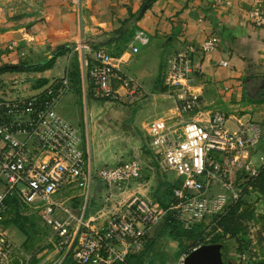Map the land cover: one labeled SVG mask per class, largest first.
I'll return each mask as SVG.
<instances>
[{
	"label": "crops",
	"instance_id": "crops-1",
	"mask_svg": "<svg viewBox=\"0 0 264 264\" xmlns=\"http://www.w3.org/2000/svg\"><path fill=\"white\" fill-rule=\"evenodd\" d=\"M258 4L264 6V0H0V65L31 57L27 66L33 67L62 46L67 48L45 70L18 66L2 73L0 79L21 82L6 91L0 86V97L41 93L74 69L71 46L86 41L114 50L119 74L129 82H115L119 99L99 98L79 60L80 82L73 81L60 98L58 111L80 131L82 147L94 166H114L129 158L151 163L147 142L160 123L206 124L213 113L224 112L233 131L253 122L264 130V27L252 18ZM122 34L124 44L118 40ZM211 36L218 37L219 45L201 56L202 76L191 87L202 106L185 113L176 94L163 85L161 73L175 53L199 47ZM33 77L47 83H34ZM250 153L254 162L261 161L264 134ZM164 181L150 167L140 181L121 191L96 180L87 204L80 191L63 197L87 218L99 216L102 222L136 195L156 197ZM13 214L11 209L4 227L14 242L21 230L10 222ZM169 238L179 256V242Z\"/></svg>",
	"mask_w": 264,
	"mask_h": 264
},
{
	"label": "built area",
	"instance_id": "built-area-1",
	"mask_svg": "<svg viewBox=\"0 0 264 264\" xmlns=\"http://www.w3.org/2000/svg\"><path fill=\"white\" fill-rule=\"evenodd\" d=\"M252 18L264 27V6L256 5ZM218 45V37L211 36L199 47L181 50L161 73L163 85L176 94L185 113L202 106L191 87L202 76L201 56ZM71 50L85 67L96 96L119 99L115 82L120 80L126 86L129 82L119 74L116 56L105 46L86 41L76 42ZM139 51L134 46V53ZM56 85L60 88L53 94L52 86ZM70 86L66 75L37 95L0 97V264H5L16 249L3 226L9 197L17 196L29 204L40 202L44 222L63 254L57 264H66L69 259L75 264H121L144 249L149 231L171 213L191 228L237 204L243 196L241 186L249 177L258 176L264 166V155L255 163L250 153L263 137L261 124L253 122L233 131L224 112L213 113L206 124L160 123L147 142L149 164L129 158L114 166H94L82 147L80 131L58 111L60 98ZM150 167L163 180L169 173L175 174L180 184L167 204L157 197L136 195L100 222L99 216L87 218L63 197L65 192L80 191L87 204L96 180L121 191L140 181ZM237 172L243 182L237 180ZM202 245L180 251L175 264H187L190 253Z\"/></svg>",
	"mask_w": 264,
	"mask_h": 264
},
{
	"label": "rangeland",
	"instance_id": "rangeland-1",
	"mask_svg": "<svg viewBox=\"0 0 264 264\" xmlns=\"http://www.w3.org/2000/svg\"><path fill=\"white\" fill-rule=\"evenodd\" d=\"M124 37H119L118 40L123 43L125 40ZM109 51L115 53L112 49H109ZM25 53L22 56H24ZM76 60L79 63L77 54L74 58V61ZM31 62H33L31 57H24V60L20 59L19 62L14 64L13 62H5L0 66H9V64L18 66ZM33 78L35 80L34 83H39V81L45 82L42 79L37 80L35 79L36 77ZM13 81L14 77H3L0 79V86L3 87L5 91L7 88L12 89V86H14ZM43 85L44 84H41V86ZM256 162L257 161H255V163ZM236 178L239 182H243V180L240 179L242 178L240 172H237ZM249 178L250 179L241 186L243 189V196L237 204L229 208H224L217 214L209 215L201 223L202 227L200 233L203 241L207 243L217 241L228 244L230 246V259L232 260V264H264V166L261 168V172L258 176ZM165 182H167L169 186L178 184L176 176L173 173L168 174ZM168 193V188H162L158 195H167ZM168 199L169 198L164 197L162 199L164 200L163 203L167 204ZM12 206L13 209H18V212H20V210L26 212L29 221L25 224L27 234L18 231L21 238L14 240L16 249L5 264L59 263L63 254L57 248L52 229L44 222L40 202L35 201L29 204L20 199L12 202ZM163 225L164 221L154 226L149 231L148 238L154 236L159 237L162 253L168 258L165 264H175L178 253L172 251L176 249V247L170 245L169 236L161 234ZM66 264L75 263L69 259ZM152 264H162V262L156 260Z\"/></svg>",
	"mask_w": 264,
	"mask_h": 264
},
{
	"label": "trees",
	"instance_id": "trees-1",
	"mask_svg": "<svg viewBox=\"0 0 264 264\" xmlns=\"http://www.w3.org/2000/svg\"><path fill=\"white\" fill-rule=\"evenodd\" d=\"M121 38L124 37V34H122V36H120ZM125 38V37H124ZM67 48L66 47H61L59 48V53H63ZM58 53V54H59ZM55 59H52L48 62H43L41 64L35 65L33 67H25L26 69H32V70H36V71H42L45 70L47 68L52 67L53 63H54ZM20 66V65H18ZM17 65H9V66H0V74L5 72V71H10L15 67H18ZM27 66V64H26ZM17 69V68H16ZM69 78L71 79V86L70 88L73 87V81L75 83V85H78L80 82L79 79V67H78V62L77 60L75 61L74 64V69L72 71H70L68 73ZM45 84L47 83V80H45L44 82ZM53 87V94H55V92L60 88L59 85L56 86H52ZM48 89L45 90L41 96L42 98H45V96L47 95ZM180 184H174V185H168L167 182H162L160 185V190L163 188H168L169 189V193L167 195H163L161 194L156 195V197L161 200L162 202L164 200H162L164 197L169 198L168 200H170L173 196V189L177 186H179ZM19 198L17 196H12L9 197L6 202L8 205V212L11 211V209L15 212L13 218L10 220L11 223H13L16 227H18L22 232H24L25 234H27L26 232V227L25 224L26 222L29 221V218L23 214H21L20 212H18V209H13L12 206V202L18 201ZM167 200V201H168ZM202 224L198 223L195 224L194 226H192L191 228H187L183 225V223L181 221H179L174 213H171L164 221V225L161 231L162 235H167L175 240H177L179 242V246L181 248V251H187L192 247H195L199 244H206L207 242H204L203 239L201 238V230ZM217 242V241H214ZM210 243V242H208ZM167 256L164 255L162 253L161 250V243H160V238L159 237H152V238H148L146 239V243H145V247L144 249L136 255H130L128 257V259L125 262H122L121 264H145L146 262H151L154 263L156 260H160L162 262V264H165L167 261Z\"/></svg>",
	"mask_w": 264,
	"mask_h": 264
},
{
	"label": "water",
	"instance_id": "water-1",
	"mask_svg": "<svg viewBox=\"0 0 264 264\" xmlns=\"http://www.w3.org/2000/svg\"><path fill=\"white\" fill-rule=\"evenodd\" d=\"M58 50L54 52L53 56L47 58L45 62L52 60L54 56H57ZM20 68L28 67L26 65H20ZM213 254H217V262L225 263L228 262V257L230 255V246L228 244H210L202 245L197 250H194L190 253L187 258V264H210L207 259Z\"/></svg>",
	"mask_w": 264,
	"mask_h": 264
},
{
	"label": "flooded vegetation",
	"instance_id": "flooded-vegetation-1",
	"mask_svg": "<svg viewBox=\"0 0 264 264\" xmlns=\"http://www.w3.org/2000/svg\"><path fill=\"white\" fill-rule=\"evenodd\" d=\"M207 245H210V244H221V245H226L225 242H210V243H206ZM205 245V244H203ZM207 261L210 263V264H220L217 262V254H213L209 257V259H207ZM221 264H232V260L230 259V255L228 257V262H225V263H221Z\"/></svg>",
	"mask_w": 264,
	"mask_h": 264
}]
</instances>
